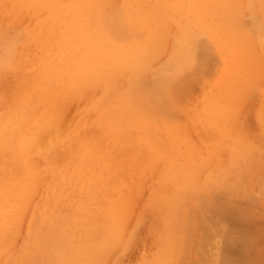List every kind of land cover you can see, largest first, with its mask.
Returning a JSON list of instances; mask_svg holds the SVG:
<instances>
[{"label":"rangeland","instance_id":"374dc122","mask_svg":"<svg viewBox=\"0 0 264 264\" xmlns=\"http://www.w3.org/2000/svg\"><path fill=\"white\" fill-rule=\"evenodd\" d=\"M0 125V264H264V0H0Z\"/></svg>","mask_w":264,"mask_h":264},{"label":"bare ground","instance_id":"6f19581e","mask_svg":"<svg viewBox=\"0 0 264 264\" xmlns=\"http://www.w3.org/2000/svg\"><path fill=\"white\" fill-rule=\"evenodd\" d=\"M36 1H37V0H36ZM40 1H41V0H40ZM197 1H198V0H197ZM86 2H88V0H86ZM176 2H177V1H176ZM38 3H39V2H38ZM35 4H36V3H35ZM162 4H163V3H162ZM37 5H38V4H37ZM39 5H40V4H39ZM73 5H74V4H73ZM34 6H35V5H34ZM157 6H158V5H157ZM166 9H167V8H166ZM150 10H151V9H150ZM231 15H232V14H231ZM231 15H230V12H229V15H228V16H231ZM165 18H166V17H165ZM161 19H162V18H161ZM165 21H166V20H165ZM166 23H167V22H166ZM160 24H161V23H160ZM162 24H165V22L162 23ZM177 24H178V23H177ZM157 27H158V26H157ZM161 27H164V26H161ZM158 28H159V27H158ZM181 28H182V27H181ZM155 30H157V29H155ZM155 32H156V31H155ZM185 34H186V33H185ZM176 35H177V34H176ZM179 37H180V36H179ZM179 37H178V38H179ZM154 38H155V37H154ZM178 38H177V39H178ZM179 39H180V38H179ZM179 39H178V40H179ZM156 40H157V39H156ZM184 40H187V38H186V39L184 38ZM152 41H153V40H152ZM179 41H180V40H179ZM141 42H142V41H141ZM157 42H159V41L157 40ZM184 42H186V41H184ZM149 44L152 45L153 43H150V42H149ZM158 44H159V43H158ZM147 45H148V44H147ZM178 45H179V43H178ZM152 46H153V45H152ZM154 46H155V45H154ZM154 46H153V47H154ZM131 47H132V46H131ZM155 47H156V46H155ZM140 48H141V47H140ZM140 48L137 49V50H138V53H136V54H137L138 58L140 57V58L142 59V57H143L144 60L147 59V60H145V61H148V56H149L150 54L154 55V54H155V51H156V53H159V52H160V50H158V49L155 50V48H153V49L155 50V51H154L153 49H151V46H148V48H147V46H145V49L142 50V49L144 48V46H143V47L141 48V51H140ZM146 48H147V49H146ZM150 49H151L152 51H151ZM158 51H159V52H158ZM175 51H176V54H175L176 56H177L178 53H180V54H178L179 57L177 56L178 59H179V61H180L181 59L183 60V55H182V53L179 52V50H175ZM139 52H143L144 54L147 53V54H149V55L145 58L146 55L143 56V53H140V54L142 55V57H141V55H139ZM152 52H153V53H152ZM132 54H135V51H134ZM124 55H125V54H124ZM128 55H129V54H128ZM128 55H126V57H130V56H131V55H129V56H128ZM152 55H150V56H152ZM175 55H174L173 57H175ZM180 55H182V56H181L182 58H180ZM132 56H134V55H132ZM150 56H149V57H150ZM121 57H122V56H121ZM121 57H120V58H121ZM124 57H125V56H123L122 58L125 59V60H123V59L121 58L122 61H119V59H120V58H119L117 61H119V63L121 62L122 65H124V67H125V66L127 67V64H130L131 61L128 62L127 59L124 58ZM134 57H135V58H134V60H135L137 57H136V56H134ZM177 57H175V59H176ZM131 58H132V60H133V57H130V59H131ZM121 59H120V60H121ZM130 59H128V60H130ZM141 59H140V61H143V62H144V60H143V59L141 60ZM178 59H176L175 61H177ZM134 60H133V63H134L135 65H133V64L131 63L133 66H130V65H128V66H130L131 68L134 67L133 69H134V71H136V74H135L134 72H132V73H130V74H131V75L134 74V76H136V75H137V72H138L137 70H139L138 74L142 75L141 70H143V67H142L143 64L140 63V62L138 61V62L140 63V65H139V63H138V62H134ZM172 60H174V58H173ZM182 60H181V61H182ZM126 61H127V62H126ZM181 61H180V62H181ZM184 61H185V58H184ZM246 61H247V60H246ZM123 62H124V64H123ZM119 63H118V64H119ZM121 63H120V64H121ZM136 63H137L138 65H136ZM224 65H225V64H224ZM139 66H140V67H139ZM233 66H234V65H233ZM37 67H38V66H37ZM136 67H137V68H136ZM138 67H139V68H138ZM135 68H136L137 70H135ZM224 68H225V67H224ZM133 69H132L131 71H133ZM118 70H119V69H118ZM145 70H146V69H145ZM145 70H143V71H145ZM36 71H37V70H36ZM64 71H65V70H64ZM64 71H63L62 73H64ZM100 71H101V70H100ZM131 71H130V72H131ZM101 72H102V71H101ZM222 72H223V71H222ZM45 74H46V72L44 73V75H45ZM74 74H76L77 76L80 77V78H79L80 81L84 80V81L88 82V65L84 66V68L80 69V70L78 71V73H74ZM61 75H62V74H61ZM131 75H130V77H131ZM62 76H63V75H62ZM102 76H103V73H102ZM134 76H133V78H134ZM52 77H53V76H52ZM133 78H131V79H133ZM136 78H138V77H136ZM98 79H99V78H98ZM131 79H130V80H131ZM141 79H142V77H141ZM142 80H143V79H142ZM142 80H140V81H142ZM154 80H155V79H154ZM53 81H54V80H53ZM138 81H139V79H138ZM73 82H74V80H72V84H73ZM155 82H156V81H155ZM189 82H190V80H189ZM77 83H79V82L75 81V85H76ZM141 83H142V82H141ZM166 83H167V82H166ZM190 83H191V82H190ZM133 84H134V83H133ZM138 84H139V82H138ZM143 84H144V83H143ZM157 84H158V82H157ZM183 84H184V83H183ZM141 85H142V84H141ZM151 85H152V84H151ZM242 85H243V83H242ZM129 86H130V85H129ZM152 86H153V85H152ZM166 86H167V85H166ZM168 86H169V85H168ZM135 87H136V85H135ZM138 87H139V86H138ZM138 87H137V88H138ZM188 87H189V86H188ZM142 88H143V87H142ZM138 89H139V88H138ZM131 90H132V89H131ZM142 90H143V89H142ZM155 91H157V90H155ZM146 94H147V93H146ZM148 94H149V93H148ZM161 94H162V93H161ZM161 94H160V95H161ZM165 94H166V92H165ZM174 94H175V93H174ZM53 96H54V95H53ZM53 96H52V97H53ZM158 96H159V95H158ZM174 97H175V96H174ZM179 97H180V96H179ZM149 98H152V95H151ZM149 98H148V99H149ZM127 99H129L128 96H127ZM176 99H177V98H176ZM150 100H152V99H150ZM153 100H154V99H153ZM158 100H159V99H158ZM146 101H147V100H146ZM160 101H161V100H160ZM7 102H8V101H6V103H7ZM142 102H143V101H142ZM149 102H150V101H149ZM161 102H164V101H161ZM138 103H139V102H138ZM7 104H8V103H7ZM158 104H160V103H158ZM110 105H111V104H110ZM146 105H147V104H146ZM168 105H169V104H168ZM107 106H108V105H107ZM107 106H106V108H107ZM163 106H164V105H163ZM21 107H22V106H21ZM132 107H133V104H132V102L129 100V101H117L116 104H115L112 108H113L114 110L125 111V113H126V117H127V119H128L127 121H128V122H129V121H131V122H135V120H139V119H141V118L139 117V116H140L139 114H128V113H129V110H131ZM157 107H159V105H157ZM161 107H162V106H161ZM34 108H35V107H34ZM28 109H29V108H28ZM108 109H109V108H108ZM113 109H112V110H113ZM140 109H141V108H140ZM231 109H233V108H231ZM112 110H110L109 113H107V117L109 116L108 114H112V112H111ZM142 110H143V109H142ZM164 110H165V109H164ZM25 111H26V110H25ZM30 111H31V110H30ZM32 111H33V110H32ZM105 111H106V110H105ZM143 111H144V110H143ZM145 111H147V113H148V109H147V110L145 109ZM145 111H144V112H145ZM23 112H24V111H23ZM26 112H29V111H26ZM82 112H83V111H82ZM162 112H163V111H162ZM86 113H87V112H86ZM86 113H85V114H86ZM228 113H229V112H228ZM230 113H231V112H230ZM21 114H22V113H21ZM23 114H24V113H23ZM38 114H41V113H38ZM148 114L151 115L152 113L149 112ZM148 114H147V115H148ZM164 114H165V113H164ZM231 114H232V113H231ZM26 115H27V114H26ZM101 115L103 116L104 114H101ZM112 115H113V114H112ZM152 115H153V114H152ZM22 116H23V115H22ZM37 116H38V115H37ZM230 116H231L232 118H234L233 115H230ZM23 117H24V116H23ZM83 117H84V115H83ZM107 117L105 116V118H107ZM153 117H154V115H153ZM231 117H230V118H231ZM235 117H236V116H235ZM35 118H36V117H35ZM56 118H57V117H56ZM105 118H104V119H105ZM113 118H114V119H113ZM191 118H193V117H191ZM191 118H190V119H191ZM230 118H228V120H230V122H232V121L234 122V120H233V119L231 120ZM25 119H26V118H25ZM234 119H236V118H234ZM107 120H108V118H107ZM107 120H106V121H107ZM111 120H112V123H117V124H119V125H120V124L123 125V124L125 123V119H124L123 117L119 116V115H117L116 117H115V116H114V117L112 116V117H111ZM228 120H227V121H228ZM19 121H20V120H19ZM23 121H24V123H25V120H23ZM23 121H22V122H23ZM51 121H52V120H51ZM100 121H101V120H100ZM106 121L104 120V122H106ZM155 121H156V120H155ZM7 122H8V121H7ZM13 122H14V121H13ZM138 122H142V121H138ZM204 122H205V120H204ZM233 122H232V123H233ZM1 123H2V121H1ZM3 123H4V121H3ZM8 123H9V122H8ZM17 123H18V122H17ZM17 123H16V124H17ZM19 123H20V122H19ZM232 123H230V124H232ZM235 123H236V122H235ZM21 124H23V123H21ZM104 124H105V123H104ZM135 124H136V122L134 123V126H135ZM139 124H141V123H139ZM205 124H206V122H205ZM9 125H11V123H10ZM9 125H7V126H9ZM28 125H29V124H28ZM28 125H27V126H28ZM77 125H78V124H77ZM101 125H103V124L101 123ZM128 125H129V124H128ZM208 125H209V124H208ZM233 125H235V124L233 123ZM233 125H231V126H233ZM3 126H4V125H3ZM78 126H79V125H78ZM98 126H100V125H98ZM126 126H127V125H126ZM142 126H143V125H142ZM202 126H203V125H202ZM214 126H215V125H214ZM0 127H2V126L0 125ZM15 127H16V125H15ZM68 127H69V126H68ZM132 127H133V125H132ZM233 127H234V126H233ZM235 127H236V126H235ZM2 128H3V127H2ZM9 128H10V127H9ZM16 128H17V127H16ZM19 128H20V126H19ZM87 128H88V127H87ZM90 128H91V127H90ZM109 128H110V127H109ZM126 128H127V127H126ZM24 129H25V128H24ZM66 129L68 130V128H66ZM96 129H98V128H96ZM116 129H117V128H116ZM123 129H124V128H123ZM233 129H234V128H233ZM233 129H232V130H233ZM13 130H14V129H13ZM16 130H17V129H16ZM98 130H99V129H98ZM136 130H137V129H136ZM198 130H200V128H199ZM204 130H205V129H204ZM8 131H9V130H8ZM17 131H18V130H17ZM103 131H104V129H103ZM110 131H111V129H110ZM118 131H119V130H118ZM120 131H121V130H120ZM120 131H119V132H120ZM144 131H145V130H144ZM213 131H214V130H213ZM84 132H85V131H84ZM84 132H83V133H84ZM108 132H109V131H108ZM108 132H105V133H108ZM171 132H172V131H171ZM187 132H188V131H187ZM199 132H200V131H199ZM221 132H222V131H221ZM232 132H233V131H232ZM232 132L230 131V133H232ZM237 132H238V131H237ZM2 133H3V132H2ZM2 133H1L0 135H2ZM78 133H79V132H78ZM102 133H103V132H102ZM105 133H103V134L105 135ZM206 133H207V132H206ZM6 134H7V133H6ZM108 134H109V133H108ZM111 134H112V133H111ZM111 134H110V135H111ZM120 134L122 135V132H121ZM128 134H129V132H128ZM217 134H220V131H219V133H217ZM239 134H240V133H239ZM96 135H97V133H96ZM114 135H115V134H114ZM207 135H208V134H207ZM3 136H4V135H3ZM79 136H80V135H79ZM93 136H94V134H93ZM189 136H190V135H189ZM208 136H209V135H208ZM220 136H221V134H220ZM0 137H2V136H0ZM34 137H35V135H34ZM87 137H88V135L86 136V138H87ZM90 137H91V136H90ZM102 137H103V136H102ZM104 137H105V136H104ZM111 137H112V136H111ZM117 137H118V136H117ZM117 137H116V138H117ZM128 137H129V136H128ZM232 137H233V134H232ZM81 138H82V137H81ZM83 138H84V137H83ZM83 138H82V139H83ZM131 138H132V137H131ZM131 138H130V140H131ZM212 138H213V137H212ZM218 138H220V137H218ZM11 139H13V138H11ZM88 139H89V138H88ZM94 139H96V136H95ZM102 139H103V138H102ZM200 139H202V138H200ZM229 139H230V138H229ZM8 140L10 141V138H9ZM212 140H213V139H212ZM101 141H103V140H101ZM120 141H121V140H120ZM122 141H123V140H122ZM222 141H223V140H222ZM3 142H4V141H3ZM54 142H55V141H54ZM139 142H140V140H139ZM144 142H145V141H144ZM156 142H157V141H156ZM189 142H190V141H189ZM218 142H219V141H218ZM225 142H226V141H225ZM99 143H100V142H99ZM136 143H137V140H136ZM237 143H238V142H237ZM242 143H243V142H242ZM3 144H4V143H3ZM193 144H194V143H193ZM247 144H248V143H247ZM5 145H6V144H5ZM100 145H101V144H100ZM100 145H99V146H100ZM147 145H148V144H147ZM236 145H238V144H236ZM236 145H235V146H236ZM244 145H245V144H244ZM2 146H3V145H2ZM118 146L120 147V144H119ZM3 147H4V146H3ZM107 147H108V146H107ZM112 147H113V146H112ZM150 147H151V146H150ZM150 147H149V148H150ZM247 147H248V145H247ZM249 147H250V145H249ZM8 148H9V147H8ZM10 148H11V147H10ZM42 148H43V147H42ZM110 148H111V147H110ZM110 148H109V149H110ZM139 148H140V147H139ZM238 148H240V147H238ZM241 148H243V147L241 146ZM244 148H245V147H244ZM3 149H4V148H3ZM5 149H6V148H5ZM28 149H29V148H28ZM112 149H113V148H112ZM208 149H209V148H208ZM221 149H222V148H221ZM225 149H226V148H225ZM105 150H106V149H105ZM0 151H1V149H0ZM6 151H7V150H6ZM9 151H11V150L9 149ZM9 151H8V152H9ZM13 151H14V149H13ZM37 151H38V150H37ZM101 151H103V150H101ZM118 151H119V150H118ZM216 151H218V150L216 149ZM42 152H43V151H42ZM103 152H104V151H103ZM173 152H174V151H173ZM220 152H221V151H220ZM225 152H226V151H225ZM15 153H16V152H15ZM18 153H19V152H18ZM201 154H202V153H201ZM221 154H222V153H221ZM18 155H19V154H18ZM43 155H44V154H43ZM203 155H204V154H203ZM36 156H37V155H36ZM120 156H121V155H120ZM208 156H209V155H208ZM239 156H242V155H239ZM244 157H245V156H244ZM244 157H243V158H244ZM246 157H247V156H246ZM248 157H249V156H248ZM36 158H37V157H36ZM183 158H184V157H183ZM196 158H197V157H196ZM199 158H200V157H199ZM199 158H198V159H199ZM237 158H239V157H237ZM41 159H42V158H41ZM44 159H46V158H44ZM52 159H53V158H52ZM208 159H209V158H208ZM6 160H7V159H6ZM176 160H177V158H176ZM185 160H186V159H185ZM179 161H180V160H179ZM196 161H197V160H196ZM198 161H199V160H198ZM208 161H209V160H208ZM237 161L239 162V160H237ZM244 162H245V161H244ZM247 162H248V161H247ZM13 163H14V162H13ZM45 163H46V161H45ZM182 163H183V162H182ZM207 163H208V162H207ZM224 163H225V162H224ZM29 164H30V163H29ZM15 165H16V164H15ZM62 165H63V164H61V165H59V166H62ZM205 165H207V164L205 163ZM217 165H218V164H217ZM86 166H87V165H86ZM165 166H167V165H165ZM3 167H4V166H3ZM26 167H27V165H26ZM56 167H57V166H56ZM62 167H63V166H62ZM87 167H88V166H87ZM185 167H186V166H185ZM231 167H232V166H231ZM8 168H9V167H8ZM54 168H55V167H54ZM218 168H219V167H218ZM227 168H228V167H227ZM234 168H236V166H235ZM234 168L232 167L231 169H234ZM247 168H248V167H247ZM43 169H45V168H43ZM165 169H166V168H165ZM174 169H175V168H174ZM192 169H193V168H192ZM7 170H8V169H7ZM11 170H12V169H11ZM11 170H10V171H11ZM41 170H42V168H41ZM166 170H167V169H166ZM240 170H241V169H240ZM8 171H9V170H8ZM169 171H170V170H169ZM175 171H176V170H175ZM243 171H244V170H243ZM14 172H15V171H14ZM172 172H174V171H172ZM12 173H13V171H12ZM8 174H9V173H8ZM22 174H23V173H22ZM27 174H28V173H27ZM166 174H167V172H166ZM179 174H180V173H179ZM218 174H219V173H218ZM170 175H171V174H170ZM194 175H195V174H194ZM196 175H197V174H196ZM223 175H224V174H223ZM9 176H10V175H9ZM160 176H161V175H160ZM164 176H165V174H163V180H164ZM167 176H168V177H167ZM217 176H218V175H217ZM13 177H14V176H13ZM166 177L169 178V175H166ZM3 178H4V177H3ZM11 178H12V177H11ZM159 178H160V177H159ZM209 178H210V177H209ZM221 178H222V179H221L220 182H223V181H224V180H223V177L221 176ZM195 179H196V178H195ZM207 180L209 181V179H207ZM222 180H223V181H222ZM5 181H6V180H5ZM9 181H11V180H9ZM161 181H162V178H161ZM167 181H168V180H167ZM171 181H172V180H171ZM193 181H194V180H193ZM195 181H196V180H195ZM173 182H174V181H173ZM239 182H240V181H239ZM161 183H162V182H161ZM166 183H167V182H166ZM166 183H165V185H167ZM171 183H172V182H171ZM198 183H199V182H198ZM206 183H207V182H206ZM117 184H118V183H117ZM214 184H215V183H214ZM216 184H218V183H216ZM21 185H22V184H21ZM163 185H164V183L162 184V186H163ZM197 185H198V184H197ZM121 186H122V185H120V187H121ZM198 186H199V185H198ZM168 187H169V186H168ZM172 187H173V185H172ZM174 187H175V186H174ZM186 187H187V186H186ZM193 187H194V186H193ZM215 187H216V186H215ZM116 188H118V186H116ZM153 188H154V186H153ZM155 188H156V187H155ZM212 188H213V187H212ZM159 189H160V188H159ZM165 189H166V187H165ZM191 189H193V188H191ZM6 190H7V189H5V191H6ZM167 190H168V189H167ZM194 190H195V189H194ZM211 190H213V189L210 188L209 191H211ZM10 191H11V190H10ZM113 191H114V190H113ZM113 191H112V192H113ZM187 191H188V190H187ZM152 192H153V191H152ZM160 192H161V191H160ZM160 192H159V193H160ZM190 192H191V191H190ZM192 192H193V191H192ZM192 192H191V193H192ZM10 193H11V192H10ZM16 193H17V192H16ZM115 193H116V192H115ZM154 193H155V192H154ZM156 193H157V191H156ZM186 193H187V192H186ZM202 193H203V192L200 191V196H201ZM207 193H209V192H207ZM48 195H49V194H48ZM155 195H157V194H155ZM170 195H171V194H170ZM172 195H173V194H172ZM9 196H10V195H9ZM159 196H160V195H159ZM165 196H167V195H165ZM175 196H176V195H175ZM202 196H203V195H202ZM11 197H12V196H11ZM154 197H155V196H154ZM161 197H162V196H161ZM197 197H198V198H197ZM197 197H196V200H199V196H197ZM203 197L206 198V195L203 196ZM1 198H2V197H1ZM1 198H0V199H1ZM27 198H28V197H27ZM158 198H159V197H158ZM163 198H164V197H163ZM173 198H174V197H173ZM152 199H153V198H152ZM152 199H151V202H152ZM184 199H185V198H184ZM184 199H183V200H184ZM158 200H159V199H158ZM192 200H195V199H192ZM201 200L203 201L204 199H202V197H201ZM2 201H4V200H2ZM2 201H1V202H2ZM197 202H198V201H197ZM199 202H201V201L199 200ZM161 203H162V202H161ZM161 203H160V204H161ZM179 203H180V201H179ZM183 203L186 204L185 201H184ZM183 203H181V205H182ZM160 204H157V205L159 206ZM166 204H167V203H166ZM153 205H154V204H153ZM155 205H156V203H155ZM156 207H157V206H156ZM161 207H162V205H161ZM171 207H172V211H173V212H175V213L177 212V213H178L177 215L180 214V216H178V219H181V220H182V219H185V218H180L181 216L183 217V215L185 214V212H184L183 210L178 209V208H181L179 205H177V204H176V205H175V204H172ZM1 208H2V207H1ZM158 208H159V207H158ZM160 209H161V208H160ZM181 209H182V208H181ZM151 210H152V209H151ZM153 210H154V209H153ZM162 210H163V209H162ZM177 210H178V211H177ZM101 211H102V210H101ZM167 212H168V211H167ZM18 213H19V212H18ZM152 213H153V212H152ZM162 213H163V212H161V214H162ZM15 214H16V213H15ZM152 215H153V214H152ZM177 215H176V216H177ZM36 216H37V215H36ZM154 216H155V215H154ZM165 217H166V216H165ZM165 217H163V218H165ZM10 218H12V217H10ZM12 219H13V218H12ZM41 219H42V218H41ZM43 221H44V219H43ZM166 221H167V220H166ZM9 222H10V221H9ZM101 222H102V221H101ZM179 222H180V221H179ZM179 222H178V223H179ZM186 223H187V222H186ZM220 223H221V221H220ZM165 224H166V223H165ZM174 224H175V223H174ZM179 224H180V223H179ZM175 227L177 228V225H176V224H175ZM220 228H221V227H220ZM9 230H10V229H9ZM217 230L219 231V229H217ZM220 230H221V229H220ZM186 231H187V230H186ZM220 232H221V231H220ZM184 233H185V232H184ZM4 235H5V234H4ZM6 235H7V234H6ZM6 235H5V236H6ZM102 235H104V234H102ZM166 235H167V234H166ZM217 235L220 236L219 234H217ZM187 236H188V235H187ZM27 237H28V236H27ZM175 237H176V236H175ZM184 237H185V236H184ZM213 237H214V235H213ZM176 238H177V237H176ZM215 238H216V236H215ZM220 239H221V237H220ZM211 240H213V238H212ZM221 240H222V239H221ZM184 241H185V240H184ZM98 242H99V241H98ZM100 242H101V241H100ZM169 242H170V241H169ZM169 242H168V244H169ZM211 242H212V241H211ZM214 242H215V240H214ZM214 242H213V243H214ZM218 242H219V241H218ZM93 243H95V242H93ZM208 243H210V242H208ZM220 243H221V242H220ZM214 244H215V243H214ZM4 245H5V244H4ZM95 245H96V244H95ZM97 245H98V244H97ZM169 245H170V244H169ZM212 245H213V244H212ZM215 245H216V244H215ZM219 245H220V244H219ZM80 246H81V245H80ZM208 246H209V245H208ZM96 247H97V246H96ZM184 247L186 248V246H184ZM212 247H213V246H212ZM212 247H211V250L214 249V250L216 251V249H218V248L215 249V248H212ZM0 248H1V246H0ZM97 248H98V247H97ZM219 248H220V247H219ZM1 249H2V248H1ZM1 249H0V250H1ZM85 249H86V248H85ZM98 249H99V248H98ZM209 249H210V248H209ZM82 250H83V249H82ZM214 250H212V251H214ZM220 250H221V249H220ZM218 251H219V250H218ZM216 252H217V251H216ZM220 252H221V251H220ZM88 253H89V252H88ZM211 253H212V252H211ZM217 254H218V253H217ZM224 254H225V253H224ZM211 255H212V254H211ZM213 255H214V252H213ZM215 255H216V254H215ZM215 255H214V256H215ZM214 256H212V257H214ZM216 256H217V255H216ZM228 258H229V257H228ZM91 259H92V258H91ZM91 259H89L88 261L91 262ZM214 259H215V258H214ZM216 259H217V258H216ZM220 259H221V258H220ZM223 259H224V258H223ZM227 260H228V259H227V257H226V261H227ZM216 261H217V260H213V261L211 260V262H216ZM90 262H89V263H90ZM217 262H218V261H217ZM228 262H229V260H228ZM228 262H225V263H228ZM222 263H224V262H221L220 264H222ZM229 263H230V262H229ZM235 263H236V262H235ZM72 264H73V263H72ZM74 264H75V263H74ZM212 264H213V263H212ZM214 264H215V263H214ZM230 264H231V263H230Z\"/></svg>","mask_w":264,"mask_h":264}]
</instances>
